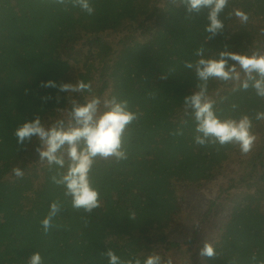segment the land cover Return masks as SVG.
<instances>
[{"label": "trees", "instance_id": "1", "mask_svg": "<svg viewBox=\"0 0 264 264\" xmlns=\"http://www.w3.org/2000/svg\"><path fill=\"white\" fill-rule=\"evenodd\" d=\"M93 3L95 14L88 16L54 0H0V264H28L37 252L43 264H108L109 250L122 261L158 254L167 262L166 254L182 246L169 237L180 226L178 192L221 177L233 159L247 173L226 191L240 185L244 191L228 192L195 215L193 229L214 219L218 236L205 242L215 256L199 255L190 264H264V171L253 175L264 167V120L254 118L264 112V99L251 88L233 91L231 83L209 81L221 119L253 117L257 142L247 156L234 145L195 144L192 110L183 103L197 90L194 71L184 67L198 59L197 48L203 46L205 58L225 49L264 53V0H229L219 15L224 28L212 38L204 30L206 12L189 16L174 0ZM234 10L247 13V23ZM49 80L91 82L92 94L127 100L139 116L123 137L128 159H97L93 166L101 205L91 213L74 209L52 181L66 170L67 157L65 168L49 166L39 157L38 139L17 143L15 131L26 121L39 115L46 126L58 119L67 124L62 111L92 95L42 86ZM54 201L60 210L45 233L40 222Z\"/></svg>", "mask_w": 264, "mask_h": 264}, {"label": "clouds", "instance_id": "2", "mask_svg": "<svg viewBox=\"0 0 264 264\" xmlns=\"http://www.w3.org/2000/svg\"><path fill=\"white\" fill-rule=\"evenodd\" d=\"M184 7L185 13L199 14L206 12L207 24L204 30L208 38L220 33L224 24L219 18L221 12L229 4V0H174ZM54 3L67 8L71 5L88 16L95 14L93 0H54ZM241 23H247V13L234 10L233 13ZM203 46L197 48L194 55L196 61H185L184 67L194 71L197 78L196 91L183 98L184 108L191 109L194 118V143L199 146L234 145L242 156H247L254 149L257 135L254 132L253 117L241 114L238 118L228 117L221 119L215 110L216 101L208 94V85L211 80H218L225 84L231 83L233 91H247L252 89L255 95L264 99V53L238 54L220 51L215 57H204ZM233 62V63H230ZM166 78V77H162ZM42 86L57 88L66 93H93L91 82L77 80L75 83H60L49 80ZM50 97H46L48 99ZM59 100V97H57ZM235 108V105H233ZM67 113L68 122L58 119L50 125H45L39 115L26 121L15 131L17 143L23 145L32 138L38 139L41 147L37 149L42 161L48 165H57L65 168V157L68 158L66 170L52 181L63 186L64 194L71 197L74 209H83L91 213L100 207V193L92 186L90 173L97 159L115 160L116 162L128 159V153L123 147V137L130 124L139 119L138 113L129 109L127 100H120L113 96L102 98L90 95L82 104L74 103ZM255 120H264V112H257ZM176 134H182L177 132ZM17 177H22L19 168L13 169ZM60 210L58 202L50 204L48 214L41 220L45 233L52 226V220ZM134 217V213L132 214ZM108 264H171L164 262L158 254H150L141 261L132 258L122 261L115 253L109 250L106 253ZM200 255L207 258L215 256L214 248L205 244ZM253 256L252 260L255 261ZM28 264H43L41 255L32 254Z\"/></svg>", "mask_w": 264, "mask_h": 264}, {"label": "rangeland", "instance_id": "3", "mask_svg": "<svg viewBox=\"0 0 264 264\" xmlns=\"http://www.w3.org/2000/svg\"><path fill=\"white\" fill-rule=\"evenodd\" d=\"M146 23L148 26L149 24H152L151 21ZM146 25H144L142 29L147 30ZM109 37L111 39V35ZM112 37H115V35H112ZM106 40L109 39L106 38ZM94 58L96 57L94 56ZM98 58L100 57L97 56L96 60H99ZM62 115L64 118H66V111H62ZM244 169L245 167L241 165L240 162L236 161V159H233L227 163L225 171L221 177L215 179L212 182L192 186L186 191L181 190L178 192L179 199L177 201V206L180 210L178 219L180 226L173 227L169 237L172 242H179L182 244V246L179 247V249H174L170 253L166 254V259L171 261V264H190L192 262L191 259H200L199 255L204 247L205 242H209L211 239H214L218 236V223L214 219L209 221L205 220L201 223L199 229H193L192 225L197 223V218L195 215L198 213H203L206 210L208 202H219L224 196H226L228 192H235V194H238V190L244 191L242 185H240L236 191L235 189L226 191L230 186L231 180L238 181V176L247 173L244 171ZM261 171H264V167H258L256 169V173L253 175H257ZM251 184L254 185V182L251 181ZM251 192H253V188L251 189ZM261 203L264 205V200ZM195 231H198L197 236H199L200 239L196 240L195 242H191V237Z\"/></svg>", "mask_w": 264, "mask_h": 264}]
</instances>
